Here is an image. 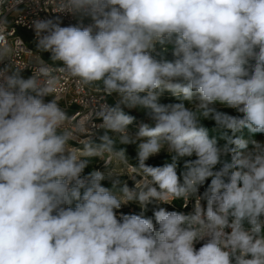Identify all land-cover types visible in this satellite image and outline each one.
<instances>
[{"label":"clouds","instance_id":"9594fccd","mask_svg":"<svg viewBox=\"0 0 264 264\" xmlns=\"http://www.w3.org/2000/svg\"><path fill=\"white\" fill-rule=\"evenodd\" d=\"M20 3L0 0V264H264V0H44L77 23L34 20L23 66L7 39ZM62 77L90 93L87 118L61 107ZM136 109L154 126L134 130ZM92 158L105 170L84 174ZM178 200L193 210L144 214Z\"/></svg>","mask_w":264,"mask_h":264},{"label":"built area","instance_id":"2783aa9c","mask_svg":"<svg viewBox=\"0 0 264 264\" xmlns=\"http://www.w3.org/2000/svg\"><path fill=\"white\" fill-rule=\"evenodd\" d=\"M18 9V12H12L7 13L6 15L9 18L10 21V27H9V35L7 39L13 43V45L18 49V55L15 58L17 63H21V66H23L22 62L27 59L29 55H32V51H36V48L33 46L35 45V32L32 27V22L34 20L40 19H48V18H55L56 16H59L62 25L61 26H68L70 24H76L77 20L73 18L70 15L67 14H60V13H54L51 10V6H46L44 3V0H40L39 5L33 3V0H23V3H20L16 6ZM84 24L90 23L88 19H85L83 21ZM31 50V51H29ZM170 53V48L169 52ZM42 58L46 61L50 62V54L49 53H40ZM9 62L5 61L3 63H0V68L5 67ZM21 75L24 78H28L32 75V71L30 68H26L21 72ZM62 81V92L58 95L57 99L60 103L61 107L64 108L68 114L73 116L76 120H79L81 118H87L88 114L91 111V104L89 103L87 97L90 95V93L87 90H79L77 88V85L72 80H65L63 77L61 78ZM108 97L104 94H93V97H89V100L95 99L97 102V106L100 103H107L111 105V103L108 100ZM51 97H46L45 100H50ZM96 123H100V120H96ZM141 124L140 121L134 122V124L131 126L134 130ZM257 140V139H256ZM98 141V140H96ZM259 141V140H258ZM93 169H98L101 171H104V162L102 160H98L96 165L93 167ZM92 169V170H93ZM117 171H120V169H116ZM84 174H87L86 172ZM126 179L124 182L131 180L127 176H125ZM134 182L132 183L133 187ZM201 192V189H200ZM202 193V192H201ZM193 204L194 201H190L188 204V207H183V201L178 200L174 201L171 205H160L168 210H178V212H184L185 214L190 213L193 210ZM134 205L138 206L135 203H130L128 205H124V207H127L129 211H133ZM123 207V206H122ZM118 216L121 213V209L117 210ZM199 247V245H197Z\"/></svg>","mask_w":264,"mask_h":264},{"label":"trees","instance_id":"16d2710c","mask_svg":"<svg viewBox=\"0 0 264 264\" xmlns=\"http://www.w3.org/2000/svg\"><path fill=\"white\" fill-rule=\"evenodd\" d=\"M35 48V45L33 46ZM170 59V58H169ZM167 95H169L170 97H173L171 96V94L169 93H165ZM112 97V96H111ZM112 103L111 105H114L115 103V100L114 98L112 97ZM129 114L131 115H134L136 117V120L135 122L137 121H140L141 123H147L149 124V126H154V122L151 121L150 119H142V118H139L133 111H131ZM204 124L205 126L209 129V135L210 137H216L217 140H218V143L222 146L226 141H224L221 136H222V130H218L215 128V124H214V121H211V120H206L204 121ZM231 134V133H229ZM243 135L245 138H248L249 134L248 132L245 130L243 132ZM261 135V134H256L254 137V139H257V137ZM258 140V139H257ZM97 143H99V141H96ZM120 147H124L127 149V157L129 159V162L133 165H136L138 163L137 159H136V147H135V144H130V145H118L117 148H120ZM184 159H189V158H184ZM184 159H181L179 162H178V168H177V171H178V174L185 171L184 169ZM194 159V157H193ZM230 159V157L228 158ZM97 158H92L90 161H89V165L88 167L85 169V172L88 173L89 171H91L93 169V167L96 165L97 163ZM171 162V157L168 156L166 153H161L159 156L157 157H154V158H150L147 163L152 165V166H162L163 164L165 163H170ZM121 181L124 182V180L126 179L125 176H122L120 177ZM210 182V180L208 181ZM205 183L204 186H202L200 189H201V192H203L205 190V188L207 187V183ZM104 184V186L106 187H111V183L110 181L108 180H105L102 182ZM128 185L129 186H132V183L133 181L132 180H128L127 181ZM158 207H163V206H160V205H157L155 202H153L152 204L148 205L146 211L144 212V214L148 217H152L153 216V211L155 209H157ZM175 211H178V210H175ZM141 212V209L139 208V206H136L134 205V209L133 211H129L127 209V207H122L121 208V213L123 214H139Z\"/></svg>","mask_w":264,"mask_h":264},{"label":"rangeland","instance_id":"374dc122","mask_svg":"<svg viewBox=\"0 0 264 264\" xmlns=\"http://www.w3.org/2000/svg\"><path fill=\"white\" fill-rule=\"evenodd\" d=\"M166 55H167L168 58L171 59V55H170V53H169V54H166ZM113 98H114V97H113ZM108 100H109L110 103H112V100H113V99H112V97L110 96V97H108ZM161 102H162V103H175V102H178V101L176 100L175 97H170L169 95L164 94V96L161 98ZM221 110L226 111V112H228V113L231 114V115H237V113H236L235 110H233V109H227V108H225V109H221ZM133 112H134L139 118H142V119H148V117H147L146 114H145V110H143V109H136V110H133ZM257 139H258L259 141H261V142H264V134L259 135V136L257 137ZM135 147H136V150H137V144H135ZM162 153H163V152H162ZM97 160H99V158H97ZM118 169H120V168L118 167Z\"/></svg>","mask_w":264,"mask_h":264}]
</instances>
